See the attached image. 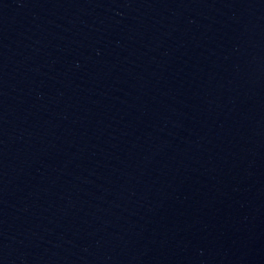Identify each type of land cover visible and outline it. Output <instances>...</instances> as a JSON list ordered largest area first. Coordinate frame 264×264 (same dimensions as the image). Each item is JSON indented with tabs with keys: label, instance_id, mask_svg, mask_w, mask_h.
Returning <instances> with one entry per match:
<instances>
[{
	"label": "water",
	"instance_id": "1",
	"mask_svg": "<svg viewBox=\"0 0 264 264\" xmlns=\"http://www.w3.org/2000/svg\"><path fill=\"white\" fill-rule=\"evenodd\" d=\"M0 264H264V0H0Z\"/></svg>",
	"mask_w": 264,
	"mask_h": 264
}]
</instances>
